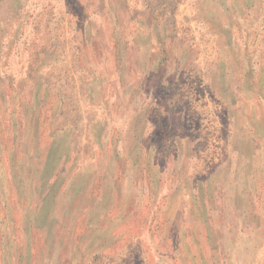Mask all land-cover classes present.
Segmentation results:
<instances>
[{"label": "rangeland", "instance_id": "obj_1", "mask_svg": "<svg viewBox=\"0 0 264 264\" xmlns=\"http://www.w3.org/2000/svg\"><path fill=\"white\" fill-rule=\"evenodd\" d=\"M0 264H264V0H0Z\"/></svg>", "mask_w": 264, "mask_h": 264}, {"label": "crops", "instance_id": "obj_2", "mask_svg": "<svg viewBox=\"0 0 264 264\" xmlns=\"http://www.w3.org/2000/svg\"><path fill=\"white\" fill-rule=\"evenodd\" d=\"M129 84V83H128ZM256 230L259 228V222L257 221L255 224H254V226H253ZM251 244L252 245H258V240H255V239H253L252 238V242H251ZM255 252H256V249H255ZM254 252V253H255ZM260 254H258V252L255 254V256L252 254V257H251V259L252 260H262V256H259Z\"/></svg>", "mask_w": 264, "mask_h": 264}]
</instances>
